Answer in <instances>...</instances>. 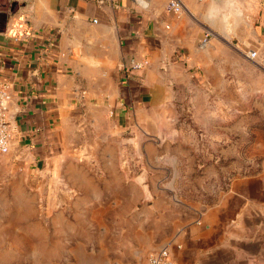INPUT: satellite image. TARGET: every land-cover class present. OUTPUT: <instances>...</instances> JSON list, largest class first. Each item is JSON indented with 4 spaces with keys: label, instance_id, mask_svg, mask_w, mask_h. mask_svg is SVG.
<instances>
[{
    "label": "rangeland",
    "instance_id": "1",
    "mask_svg": "<svg viewBox=\"0 0 264 264\" xmlns=\"http://www.w3.org/2000/svg\"><path fill=\"white\" fill-rule=\"evenodd\" d=\"M200 51L167 98L120 123L110 103L80 108L45 166L0 172V264H132L158 221L264 175V42Z\"/></svg>",
    "mask_w": 264,
    "mask_h": 264
},
{
    "label": "crops",
    "instance_id": "2",
    "mask_svg": "<svg viewBox=\"0 0 264 264\" xmlns=\"http://www.w3.org/2000/svg\"><path fill=\"white\" fill-rule=\"evenodd\" d=\"M168 1L0 0V81L11 95L0 172L45 166L80 108L110 103L119 121L167 98V84L187 80L207 44L230 33L238 43L264 42V0H234L242 10L231 9V32L230 11L213 10L212 0H179L178 14L165 11ZM143 58L146 66L132 68ZM190 214L158 221L132 264H145L163 247L176 264H264V175Z\"/></svg>",
    "mask_w": 264,
    "mask_h": 264
},
{
    "label": "built area",
    "instance_id": "3",
    "mask_svg": "<svg viewBox=\"0 0 264 264\" xmlns=\"http://www.w3.org/2000/svg\"><path fill=\"white\" fill-rule=\"evenodd\" d=\"M182 10L179 0H169L165 5V11L169 13L178 14ZM95 21V19L93 20ZM208 40V34H204L200 40L202 45H205ZM255 50H249L248 56L253 57ZM148 60L143 58L141 60H135L131 66L134 69H140L146 66ZM9 86L0 81V153H5L8 150L11 127L7 117V105L10 100ZM145 264H176L170 256V252L167 248H160L158 251L152 253Z\"/></svg>",
    "mask_w": 264,
    "mask_h": 264
},
{
    "label": "water",
    "instance_id": "4",
    "mask_svg": "<svg viewBox=\"0 0 264 264\" xmlns=\"http://www.w3.org/2000/svg\"><path fill=\"white\" fill-rule=\"evenodd\" d=\"M228 0H212V9L213 10H223L224 12L228 10Z\"/></svg>",
    "mask_w": 264,
    "mask_h": 264
}]
</instances>
